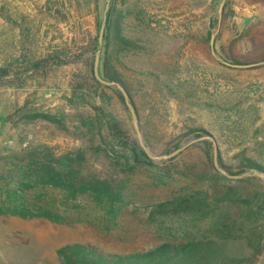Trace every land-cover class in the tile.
Returning <instances> with one entry per match:
<instances>
[{
    "label": "rangeland",
    "instance_id": "rangeland-1",
    "mask_svg": "<svg viewBox=\"0 0 264 264\" xmlns=\"http://www.w3.org/2000/svg\"><path fill=\"white\" fill-rule=\"evenodd\" d=\"M103 61L130 94L143 147L119 90L91 80ZM0 123V160L47 147L125 200L107 213L77 196L55 222L0 216V264H62L56 251L69 243L124 254L212 237L208 221L153 206L234 183L217 178L209 140L188 145L206 135L195 131L213 136L232 173L245 159L264 166V0H0ZM133 142L154 157L183 149L161 161L146 153L153 166L142 167Z\"/></svg>",
    "mask_w": 264,
    "mask_h": 264
},
{
    "label": "trees",
    "instance_id": "trees-1",
    "mask_svg": "<svg viewBox=\"0 0 264 264\" xmlns=\"http://www.w3.org/2000/svg\"><path fill=\"white\" fill-rule=\"evenodd\" d=\"M90 75L94 84L100 85L93 75V63ZM101 78L120 82L106 61L102 62ZM116 92L123 100L122 94ZM130 102L133 105L131 97ZM195 133L196 137L202 136L201 133L207 135L205 131ZM133 145V162L137 166H153L147 154L136 143ZM46 148L29 147L1 159L3 167L10 165L14 170L10 178L0 170V216L61 221L60 205L68 206L77 196L89 198L107 213L122 206L125 200L120 188L96 176L81 175L77 162L57 159ZM218 163L230 175L264 173V166L249 159L242 162L237 173L229 171L219 157ZM216 176L227 181L225 176ZM56 190L65 194L61 202ZM153 207L159 213L187 217L193 222L208 221L213 236L190 234L180 242L164 241L146 250L124 254L105 252L91 244L69 243L57 249V257L62 264H256L264 256V181L259 177L237 179L233 184L221 183L213 192L208 187L193 190Z\"/></svg>",
    "mask_w": 264,
    "mask_h": 264
},
{
    "label": "water",
    "instance_id": "water-1",
    "mask_svg": "<svg viewBox=\"0 0 264 264\" xmlns=\"http://www.w3.org/2000/svg\"><path fill=\"white\" fill-rule=\"evenodd\" d=\"M108 8L109 7L107 5L106 11L104 13V21H103V24H102V27H101V32L102 33H103L104 27H105L106 12H107ZM210 46H211L212 54L215 55L214 49H213V37L211 38ZM223 64H225L227 66L235 67V68H250V67H253V66L261 64V62L249 63V64H240V63H233L232 64V63L223 62ZM94 77L100 84H102L104 86H107V87H116L120 91V93L122 94V96H123L128 108H129V110L131 112V116H132L133 121H134V127H135V130L137 132V137H138V140H139V144H140L141 147H143V142L141 140V135L139 134V131H138L137 117H136L134 108H133V106L130 103V97H129V94H128L127 90L125 89V87L123 85L117 83V82H109V81L103 80L98 75L97 67L94 68ZM199 140H209L213 144L214 152H215L214 153V166L222 175H224L228 179L237 180V179H242V178H245V177L256 176V177H259L260 179L264 180V174L258 173L257 171L246 172V173H243L241 175H230V174H228L225 170H223L219 166V163H218V160H217L218 148H217V144H216L215 139L213 138V136L207 134V135H205V136H203V137H201V138H199V139H197L195 141H192V142L188 143V145L191 144V143H194L196 141H199ZM182 149L183 148H179L175 153H172L170 155L158 156V157H154L147 150H146V153L153 160L161 161V160H167V159L173 157L175 154L179 153Z\"/></svg>",
    "mask_w": 264,
    "mask_h": 264
},
{
    "label": "built area",
    "instance_id": "built-area-1",
    "mask_svg": "<svg viewBox=\"0 0 264 264\" xmlns=\"http://www.w3.org/2000/svg\"><path fill=\"white\" fill-rule=\"evenodd\" d=\"M1 124V123H0Z\"/></svg>",
    "mask_w": 264,
    "mask_h": 264
}]
</instances>
